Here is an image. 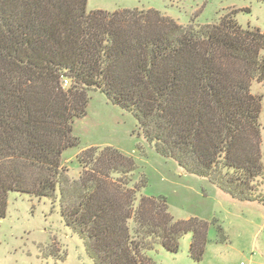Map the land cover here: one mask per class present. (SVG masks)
Wrapping results in <instances>:
<instances>
[{
    "label": "trees",
    "instance_id": "16d2710c",
    "mask_svg": "<svg viewBox=\"0 0 264 264\" xmlns=\"http://www.w3.org/2000/svg\"><path fill=\"white\" fill-rule=\"evenodd\" d=\"M88 0H0V219L11 191L57 202L94 264H153L190 232L200 259L208 224L175 220L165 197L139 194L137 166L89 147L70 178L62 153L98 91L130 113L144 140L182 172L238 201H262L259 179L264 30L233 15L181 24L154 8L87 10Z\"/></svg>",
    "mask_w": 264,
    "mask_h": 264
},
{
    "label": "rangeland",
    "instance_id": "374dc122",
    "mask_svg": "<svg viewBox=\"0 0 264 264\" xmlns=\"http://www.w3.org/2000/svg\"><path fill=\"white\" fill-rule=\"evenodd\" d=\"M154 8L181 24H206L233 15L242 27L264 30V0H88L87 10ZM251 93L261 100V156L264 168V82L253 80ZM86 116L73 123L78 145L61 156L70 178L81 167L77 155L89 147H112L131 156L137 166L132 184L139 194L163 196L175 220L196 218L208 224L200 259L191 257L192 235L184 234L178 250L161 246L146 254L153 264H264V175L262 201H238L207 180L186 174L176 162L159 156L143 138L133 116L98 91L89 93ZM264 174V173H263ZM0 264H94L84 241L68 226L57 202L11 191L0 219Z\"/></svg>",
    "mask_w": 264,
    "mask_h": 264
}]
</instances>
